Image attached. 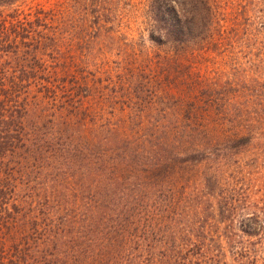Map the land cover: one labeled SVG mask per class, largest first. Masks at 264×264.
Wrapping results in <instances>:
<instances>
[{"label":"rangeland","instance_id":"obj_1","mask_svg":"<svg viewBox=\"0 0 264 264\" xmlns=\"http://www.w3.org/2000/svg\"><path fill=\"white\" fill-rule=\"evenodd\" d=\"M169 1L0 6V264H264V0Z\"/></svg>","mask_w":264,"mask_h":264},{"label":"trees","instance_id":"obj_2","mask_svg":"<svg viewBox=\"0 0 264 264\" xmlns=\"http://www.w3.org/2000/svg\"><path fill=\"white\" fill-rule=\"evenodd\" d=\"M18 1L20 0H0V6L13 5ZM151 2L159 18L166 24V35L172 38L184 37L185 28L180 21L182 3L172 4L169 0H151Z\"/></svg>","mask_w":264,"mask_h":264}]
</instances>
